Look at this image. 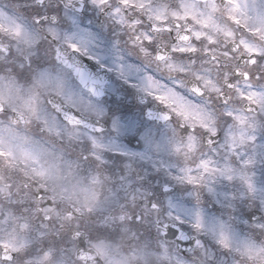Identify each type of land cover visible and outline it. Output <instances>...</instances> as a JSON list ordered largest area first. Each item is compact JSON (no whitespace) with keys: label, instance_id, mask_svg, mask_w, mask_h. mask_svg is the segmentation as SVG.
Wrapping results in <instances>:
<instances>
[{"label":"snow or ice","instance_id":"1","mask_svg":"<svg viewBox=\"0 0 264 264\" xmlns=\"http://www.w3.org/2000/svg\"><path fill=\"white\" fill-rule=\"evenodd\" d=\"M37 2L42 4L43 0ZM89 2L106 13L127 37L128 51L149 67L154 66L160 74L146 76L140 91L166 110L158 118L171 130L172 153L183 162L172 179L196 189L207 187L210 192L209 182H215L216 178L228 182L238 179L247 193L253 194L255 188L249 173L258 156L264 159V0H177L175 4L167 0ZM86 6L85 0H67L64 7L82 11ZM44 20L49 25L45 38L57 42L62 39L61 47L54 49L55 60L71 69L87 86L88 78L78 65L70 62L69 56L71 53L88 56V50L71 37H60L54 26L56 16ZM35 23L43 28L41 19ZM39 43L17 19L0 12V73H3L0 113L5 112L3 103L7 100L19 123L36 124L41 134L59 141L65 152L83 146L76 158L77 168L85 163L94 164L95 172H102L107 163L103 158L105 145L86 132L103 131L86 122L90 117L99 119L102 112L91 103L67 94L59 75L32 72L33 50ZM18 76L27 88L17 83ZM163 76L167 77L164 82ZM89 91L93 96L102 94L95 86ZM17 99L22 101L19 111L13 103ZM7 132L16 139L12 130ZM20 140L16 144L6 143L0 133V200L9 205L6 211H0V220L18 224L19 231L26 233L19 237L13 230L8 239H0V264H64L60 252L65 241L79 246L78 249L66 246L69 256L75 252L79 264L109 258L111 249L97 239L88 238L84 227L85 216H95L103 206L94 187L101 183V176L92 175L86 184L57 185L60 167L45 158L43 147H30L33 142L27 137ZM72 167L65 162L69 173ZM104 180L107 182L108 178ZM58 198L72 206L62 208ZM136 199L132 198L131 208L112 207L116 201L113 194L107 215L101 216L97 223L115 227L119 234L122 230L127 235L132 232L129 223L134 219L139 223L145 215L161 214L160 208L152 204L151 209H143L145 215H136ZM34 220H39L35 228ZM167 221L185 223L171 212ZM190 223L197 233L206 231L199 212ZM251 227L264 233V216ZM157 228L168 236L166 221L158 219ZM212 236L221 248L240 258L237 264H264V243L235 241L224 225L219 231L213 230ZM86 237L93 241L91 247L99 254L97 257L87 250ZM134 238L142 239L137 233ZM196 243L198 248L202 247L199 241ZM159 247L163 250L161 259L171 264L169 244L161 240ZM137 258L133 251L131 259ZM175 264L182 261L176 259Z\"/></svg>","mask_w":264,"mask_h":264},{"label":"flooded vegetation","instance_id":"2","mask_svg":"<svg viewBox=\"0 0 264 264\" xmlns=\"http://www.w3.org/2000/svg\"><path fill=\"white\" fill-rule=\"evenodd\" d=\"M66 3L67 0H43L42 4L37 0H0V12L17 19L32 32L37 42L40 41L33 50L32 72L48 71L53 76L59 75L67 94L76 100L91 103L102 112L99 119H90L100 128L103 126L104 130H86L87 134L94 135L105 145L103 158L107 163L102 172H95L94 164L85 163L76 167V158L83 146L77 147L74 152H64L63 159L58 160L66 171L65 162L73 165L71 174L75 183L86 184L92 175L101 176V183L94 187L103 206L91 218L95 223L87 226V237L97 239L111 250L120 248L131 254L134 251L138 257L134 264H169L161 259V240L169 244V254L173 257L171 264H175L176 259L182 264H237L240 258L216 244L212 231H219L224 225L235 241L264 243V233L251 227L264 216V159L258 156L255 167L249 173L255 188L251 195L238 179L228 182L216 178L215 182H209L211 192L207 187L196 189L173 180L183 162L172 153L171 130L158 118L166 110L140 91L146 76L160 74L156 73L154 66L149 67L140 57L128 51L125 47L127 37L106 13L91 6L89 0H85L87 6L82 11L65 8ZM52 16L57 17L54 26L61 38L71 37L73 42L88 50V56L77 53L69 56L70 62L85 73L87 86L71 69L55 60L54 49L61 47L62 39L57 42L51 37L45 38L49 25L44 17L50 21ZM36 19H41L43 28L35 23ZM17 78V83L24 85L20 77ZM161 80L164 82L167 77L163 76ZM92 81L97 83L93 85ZM93 86L102 93L100 96L91 94L89 89ZM36 131L39 133L38 128ZM132 153L137 155H126ZM113 194L116 201L112 207L131 208L130 202L135 196L136 215H145L143 209H151L152 204L160 208L161 214L145 215L139 223L134 219L129 223L132 232L126 235L121 230L119 234V229L97 223L101 216L107 215L111 206L109 198ZM169 212L179 215L185 223L167 221ZM197 212L203 217L205 232L197 233L191 227L190 221ZM158 219L167 222L168 236L158 231ZM173 232L175 236L171 235ZM135 233L142 239H135ZM185 235L191 237L194 243L188 253L185 252ZM197 241L202 247H197ZM86 243L87 240L85 246ZM119 264H129L128 257L121 255Z\"/></svg>","mask_w":264,"mask_h":264},{"label":"clouds","instance_id":"3","mask_svg":"<svg viewBox=\"0 0 264 264\" xmlns=\"http://www.w3.org/2000/svg\"><path fill=\"white\" fill-rule=\"evenodd\" d=\"M167 2L170 4H175L177 0H167ZM44 99H46V97ZM13 103L18 111L22 109V101L17 99ZM3 107L5 108V112L0 113V133L3 134L5 142H11L13 144H16L21 142L20 138L27 137L30 141L33 142L32 145H29L30 147H43L46 150L45 158L49 162L56 164L60 167V178L55 181L57 185L70 187L71 185L75 184L73 174L67 172L62 164H58V160H61L58 158L64 156L65 152L62 146L60 145L59 141H52L40 132L38 133L36 131V124L25 125L19 123L16 113L11 110V105L7 100L4 101ZM9 129L12 130L13 133H15L16 139L9 137L7 132V130ZM20 182L23 183V178H20ZM57 202L60 203L62 208H70L72 206L71 203H69L68 201H60L59 198ZM8 207L9 205L7 204V202L0 200V211H6ZM91 218L92 217L85 216V228H87L89 223H95V221H93ZM29 219L31 220L32 218L30 217ZM38 224L39 220H34V223L32 225L33 228H35V226ZM13 230H15V234L19 237H24L26 235V233L19 231L18 224H13L11 222L5 224L2 220H0V239H8L9 234L12 233ZM92 242L93 241L87 240L86 248L94 257H97L99 254L94 248L91 247ZM66 246H70L74 249H78L79 247L77 244L70 243L69 241H65V244L61 245L62 251L60 252V256L63 259L64 264H79V261L75 257V252H73L72 255L69 256L66 250ZM121 255H126L129 259V264H134V261L131 259V252H124V250L120 248L112 249L109 258L106 259L104 257H99V259L94 260L93 264H119Z\"/></svg>","mask_w":264,"mask_h":264}]
</instances>
